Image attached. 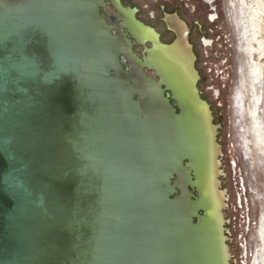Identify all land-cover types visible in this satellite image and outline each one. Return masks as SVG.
Wrapping results in <instances>:
<instances>
[{
  "label": "water",
  "instance_id": "water-1",
  "mask_svg": "<svg viewBox=\"0 0 264 264\" xmlns=\"http://www.w3.org/2000/svg\"><path fill=\"white\" fill-rule=\"evenodd\" d=\"M111 1L0 0V264H232L185 41Z\"/></svg>",
  "mask_w": 264,
  "mask_h": 264
},
{
  "label": "rangeland",
  "instance_id": "rangeland-1",
  "mask_svg": "<svg viewBox=\"0 0 264 264\" xmlns=\"http://www.w3.org/2000/svg\"><path fill=\"white\" fill-rule=\"evenodd\" d=\"M261 2L258 41L263 49L258 56L257 45L251 51L246 41L250 0H215L210 6L216 7L218 15L214 24L206 20L205 14L211 12L200 0L119 1L121 8L136 11V22L161 35L163 45L175 41L159 20L162 7L192 29L187 41L193 65L217 127L232 264H252L254 258L264 263V0ZM203 38L209 46H201ZM253 62L262 66L258 81L249 71ZM232 92L235 98L231 102Z\"/></svg>",
  "mask_w": 264,
  "mask_h": 264
},
{
  "label": "bare ground",
  "instance_id": "bare-ground-1",
  "mask_svg": "<svg viewBox=\"0 0 264 264\" xmlns=\"http://www.w3.org/2000/svg\"><path fill=\"white\" fill-rule=\"evenodd\" d=\"M264 6V5H263ZM249 13H248V20H247V29L248 33L250 34V38L252 41H254L259 49L258 56L262 54L263 44L261 41H258V32L260 31L259 23L261 22V18L263 16V7L261 0H250V7H249ZM264 21V20H263ZM246 24V23H245ZM262 24V23H261ZM152 39H157L156 33L150 29L147 28L144 29V26L141 24H138ZM169 28L173 30L176 33V40L175 42L184 39L186 47L188 49L189 55L191 57L192 63L194 60V55L192 53L191 47L187 41V28L185 24L179 20L175 19L172 23L169 24ZM174 42V43H175ZM158 43L161 44L158 40ZM162 45V44H161ZM161 47V46H160ZM164 49V47H161ZM261 64V63H260ZM259 63L253 62L250 67L249 71L252 74L255 81H258L261 78V71L262 66ZM253 80V82H254ZM257 84V82H256ZM246 86V85H245ZM257 100V99H256ZM254 111V110H253ZM252 119V118H251ZM258 137V136H257ZM260 139V138H259ZM262 139V138H261ZM255 140V139H254ZM258 140V139H257ZM255 142V141H254ZM258 144V142H256ZM260 143V142H259ZM259 145V144H258ZM259 148V147H258Z\"/></svg>",
  "mask_w": 264,
  "mask_h": 264
},
{
  "label": "flooded vegetation",
  "instance_id": "flooded-vegetation-1",
  "mask_svg": "<svg viewBox=\"0 0 264 264\" xmlns=\"http://www.w3.org/2000/svg\"><path fill=\"white\" fill-rule=\"evenodd\" d=\"M110 1V3H111V5L116 9V11H117V16L116 17H118L119 16V12H118V10H117V8H116V6L113 4V2L111 1V0H109ZM120 0H118V2H119ZM177 2H180V3H184V2H191V0H176ZM200 1H202L206 6H209V9H208V12H211L210 14L208 13V14H205V18H206V20L209 22V23H211V24H214L215 23V21L218 19V15L216 14V10H215V6H213V8H211L210 6L212 5V4H214V2H215V0H200ZM193 2V1H192ZM167 3V2H166ZM119 5H120V3H119ZM121 6V5H120ZM187 8H190L189 6H186ZM162 10V17L161 18H159V20L161 21V23L163 24V25H165V31L167 32V33H169L173 38H174V41H175V39H176V33L173 31V30H171L170 28H169V24L170 23H172L175 19H179L180 20V18L178 17V16H172V15H169V14H167L165 11H166V7L164 6V7H162L161 8ZM131 10V13L130 12H127L126 10H124L134 21H135V19H134V14L136 13V11L135 12H133L132 11V9H130ZM195 10H196V8L194 7L193 8V12H195ZM103 11V10H102ZM138 13V12H137ZM115 18V17H114ZM110 19V18H109ZM152 19H155L154 17L152 18ZM108 20V19H107ZM119 22H121V21H119ZM136 22V21H135ZM183 22V21H182ZM137 23V22H136ZM184 23V22H183ZM185 24V23H184ZM142 25V24H141ZM185 26H186V28H187V39L189 38V36L191 35V33H192V29H190V28H188L187 27V25L185 24ZM127 31V30H126ZM127 34H128V36H130V39L131 40H133L135 43H136V45L138 46V43H137V41L135 40V38H134V35L133 34H131L129 31H127ZM161 37V35H158V40H159V38ZM247 42H248V46H249V49L251 50V51H253L254 49H255V45H256V43L254 42V41H252L251 40V38H250V34L248 33V38H247V40H246ZM148 42V41H147ZM174 43V42H173ZM200 43H201V46H209V41L208 40H206V39H202L201 41H200ZM135 46V45H134ZM238 72H237V70H236V76H237V80H236V84H235V86H237L238 85V83H239V81H238V74H237ZM168 95H169V93H167ZM170 96V95H169ZM235 97L233 96V92H232V97H231V102H232V100L234 99ZM173 104H174V102L173 101H171ZM175 105V104H174ZM187 164H189V163H187ZM174 181H176V178H174ZM193 181H194V178H193ZM190 190V192L192 193V195H193V199H197L198 198V193H197V190H196V188L195 189H193V188H190L189 189ZM262 261H263V259L261 260V259H258V258H254V260H253V263L252 264H264V263H262Z\"/></svg>",
  "mask_w": 264,
  "mask_h": 264
}]
</instances>
